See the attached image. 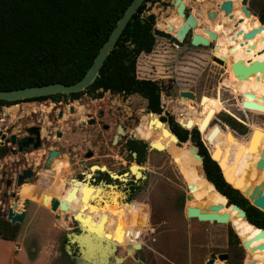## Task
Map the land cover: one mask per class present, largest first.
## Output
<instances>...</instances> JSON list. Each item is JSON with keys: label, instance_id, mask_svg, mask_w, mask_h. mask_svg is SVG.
Returning <instances> with one entry per match:
<instances>
[{"label": "rangeland", "instance_id": "1", "mask_svg": "<svg viewBox=\"0 0 264 264\" xmlns=\"http://www.w3.org/2000/svg\"><path fill=\"white\" fill-rule=\"evenodd\" d=\"M183 1L186 7L189 5L188 10L193 15L196 13L203 14L201 9L203 6H199L201 3L199 0ZM206 1L212 3L218 0ZM207 6L209 5L207 4ZM259 8H264V0L250 2L251 19L244 23L239 33L235 31L226 37L227 46L236 45L235 55L237 59L233 62H240L241 64L244 62L248 65L253 62L248 48L251 44H247L248 38L243 39L241 37V32L253 28L252 24L257 19ZM143 12L153 14V26L159 25L160 27H164L167 24V19L171 15H175L170 0L147 1ZM217 42L215 40V49ZM215 49L212 50V53L216 56ZM188 51H197L204 58L190 52L183 53L174 44L166 42L164 38L154 36L152 50L148 53L141 52L136 57L135 76L157 82L159 85V102L162 108L160 114H169L174 121L177 120L175 113L181 112L184 107L178 103L181 98L179 97L180 90H188L194 93L193 99L184 97V99L191 101L188 109H195L193 126L202 120L209 108L215 110L206 130L199 133V138L207 151L220 164L224 175L229 179L228 182L238 188L239 191H243L254 178V165L264 147V75L257 69L253 71L250 74L254 76L255 83H253L245 77L234 75L232 70L225 72L224 65L207 58V51L201 52L192 48H189ZM194 58L204 63L196 62ZM137 66H140V69H137ZM262 68L264 67L262 66ZM104 94L106 95L107 92ZM126 101H130L129 104L134 109L138 127L143 115L146 114L143 110L140 111L145 106V100L136 94H132ZM243 101L248 106H243ZM30 108L32 107L25 106L18 109V106L14 105L11 110L2 109L0 119L8 117L15 120L16 116L25 115L23 119L28 120V116L32 114L29 113ZM41 109L44 110L45 108L41 107ZM47 109H50L49 105H47ZM39 113L45 114L41 111L34 114L37 116ZM228 118L236 122L233 127ZM214 126H217V132L209 141L206 136ZM191 128H186V130L190 131ZM138 135L142 136L140 133ZM157 142H160L164 149L149 150L148 159L143 164L149 169L146 171L148 176L147 182H145L146 193L141 196L142 201L149 205L145 214H142L140 208L130 205L112 209H89L87 211L80 209L78 212L79 220H81L80 227L86 229L88 235L94 236L99 242L105 240L106 243L112 242L119 245L114 253L116 256H122L125 245L131 246L134 243V236H138L141 248H135L138 250L134 257L127 256L121 264H205L210 252L217 253L219 251L233 252L229 264H263L264 256L260 254L262 250L260 240L258 238L253 239L250 231L244 230L242 227L236 228L233 225L231 214L224 207L223 200L205 189V177L201 167L187 156L188 146L193 145L189 135L184 142H175L173 145L165 140ZM1 157L0 170L5 166ZM263 178L264 165L255 177L252 187ZM1 181L2 178L0 177V194L4 190ZM26 183L28 184V182H24L21 185ZM185 184L189 185L188 191ZM20 186L12 187L14 192H19L18 200L15 202L17 207L22 206L20 201L23 199L24 193H28H20ZM36 189V191L41 189L48 193H55L50 192L47 187H37ZM40 195V192H34L33 198L29 196L28 199L38 202ZM2 201L0 198V202ZM8 203L7 201L0 204L2 211L6 209L5 205ZM41 204L48 208V198H45ZM212 204H220V208L216 212L227 216L226 223L198 221L194 218H188L184 214V208L187 207L198 208L199 212H209L208 206ZM66 214L68 215V213ZM142 217L145 220L147 218V222L143 225L140 222ZM43 218L45 222L52 219L47 214H42ZM6 226H8V230L4 231L5 224L0 218V235H5L7 239H14L19 243L18 257L22 258L23 263L41 264L33 262L34 258L32 257L36 251L29 250L31 244L39 246L41 243L40 234L32 232L34 230L33 225L24 226L23 222L21 224H6ZM19 230L27 232L22 239L17 235ZM238 230L243 233L241 237L246 238V240L251 239L248 242L242 240L244 243L241 244L235 233ZM227 232L232 234L230 235L233 238L232 245L226 243ZM58 240L60 255L57 258L58 261L56 260L53 264H78L77 260H70L67 257L66 254L71 255V253L66 250L67 241L62 234L59 235ZM257 252L260 259L255 262ZM213 261V264H225L224 260H218L216 257ZM42 264L45 263L42 262Z\"/></svg>", "mask_w": 264, "mask_h": 264}, {"label": "flooded vegetation", "instance_id": "2", "mask_svg": "<svg viewBox=\"0 0 264 264\" xmlns=\"http://www.w3.org/2000/svg\"><path fill=\"white\" fill-rule=\"evenodd\" d=\"M199 1L201 2L199 6H203L201 8L203 14L196 13L193 15L191 13L196 20V26L192 29L195 33L207 36L203 31L205 28L217 34L212 28L214 24H225L230 27L236 24L233 29H235L234 32L237 31V26L242 17L233 16L235 6L232 0H229L231 18L223 16V9H220V3L223 0L212 3L206 0ZM252 1L255 2L256 0H246V8L249 11V4ZM240 6L241 0H238V10L244 15ZM188 7L189 5L187 7L184 5L185 16L190 13ZM205 10H209L214 21L211 22V19H208ZM221 17L227 18L228 21L224 22ZM229 20H231L230 23ZM155 27L167 31L166 25L164 27L156 25ZM168 32L174 35L171 31ZM190 32H187L180 46L175 45L180 51L187 53L190 52L188 51L189 48H192L201 52L207 51L209 60H212V57L218 58L212 53L215 46L213 39L207 38V45H191L189 42ZM190 53L204 58L197 51ZM194 61L204 63L195 58ZM104 92L107 94L105 95ZM132 94L142 97L137 93H112L102 89L94 91L84 89L75 96L54 94L0 104L2 109L6 111L11 110L14 105L18 106V109L25 106L32 107L29 109V113L32 114L28 116V120L23 119L25 115H18L15 120L8 117L0 119L2 121L0 123V156L5 163V166L0 170L1 184L4 188L0 194V198L3 200L0 204L8 201L9 203L5 205L7 208L18 200L12 187L17 186V177L21 175L24 182H33L38 188L47 187L50 192H55L53 194L39 189L31 193L32 187L29 185L31 189L27 190V183L20 186V193L28 192L24 193V196L28 194L32 197L34 192H40V200L38 201L40 206H43L41 202L44 197L48 198V205L50 199H54L57 202V212H54L56 213L55 218L69 223L71 225L69 232L74 234L82 233L81 220L78 216L80 209L87 211L89 209H112L130 205L140 208L142 214H145L149 205L142 201L141 196L146 193L145 182H147L148 177L146 171L149 169L143 164L148 159V151L155 149L150 147L147 141H157L151 134L146 138L144 137L146 134L143 127L146 125L144 115L137 127L135 121L137 116L129 104L130 101H126ZM47 105L50 106V109H47ZM41 107L45 109L43 110ZM142 110L146 114L156 115L171 132L168 122L162 119V117L166 118L171 115H161L162 108L158 113L151 112L147 110L145 101V106L140 111ZM37 111L45 112V114L39 113L36 116L34 113ZM19 118L21 120H16ZM174 122L186 129L185 126L178 123V120ZM192 127L196 128V126ZM138 133L142 136H139ZM176 139V143L181 142L177 137ZM51 153L53 154L50 155ZM133 166L136 167L135 171L132 170ZM185 188L188 191L186 184ZM25 199L30 202L28 198ZM22 201L23 199L20 202ZM58 202H64L69 207L64 216L59 215ZM184 209L186 216V208ZM0 211L2 212L1 208ZM0 218L5 224L4 231H7L8 226L6 224H11L3 216ZM188 218L196 219L195 217ZM146 220L144 217L140 218L141 224H145ZM236 235L240 239L242 238L239 234L236 233ZM250 235L254 236L253 234ZM64 239L66 240V236ZM101 242L103 243L101 249L107 251L105 253L110 251L111 256L109 259L101 261L100 264H121L127 256L134 257L137 250L141 248L140 244L138 249L133 247L129 249L126 244L122 251L123 255L116 256L114 253L119 245L114 244L111 247L105 241L102 240ZM226 243L232 245L228 232ZM240 243L243 244L244 241L241 239ZM108 245L109 248H107ZM66 247L72 256L78 253L79 248L76 244L72 243L69 246L66 244ZM210 253H213L218 260V255L225 254V264H229L233 257L231 251L228 253L222 251ZM115 258L120 259L116 260Z\"/></svg>", "mask_w": 264, "mask_h": 264}, {"label": "trees", "instance_id": "3", "mask_svg": "<svg viewBox=\"0 0 264 264\" xmlns=\"http://www.w3.org/2000/svg\"><path fill=\"white\" fill-rule=\"evenodd\" d=\"M147 1L150 0H143L132 14L133 20L126 23L115 41L118 46L108 52L97 76L85 89L137 93L145 99L147 110L158 113L161 111L159 85L154 80L135 76L136 57L141 52H150L154 45L151 33L154 17L151 13L143 12ZM232 1L236 8L238 0ZM129 2L130 0H0V90L47 83L70 84L78 80ZM233 16L242 17L237 30H241L244 23L251 19V15H242L238 7L233 10ZM257 18L252 25L253 28H260L253 37L247 39V44H251L248 48L253 61L260 62L264 67V8L258 9ZM223 21L228 20L223 18ZM177 25L171 33L174 34ZM234 27L222 25L217 39L215 54L223 60L225 72L231 70L232 62L237 59L236 45L227 46L226 38L234 32ZM242 64L248 66L244 62ZM250 74L252 72L244 77L255 83L254 76ZM77 94L78 92L70 95ZM7 103L0 100L2 105ZM154 117L157 116L150 113L144 115V137L151 134L154 140L164 139L173 145L176 141L169 134L163 135L161 132L164 125L156 127L153 121L148 126L149 120ZM162 119L168 122L171 132L179 141L184 142L189 135L192 144L196 146L201 157L205 189L218 195L223 202L221 195L231 200L244 210L246 220L257 228L245 221L235 209L228 207L226 209L232 216L233 225L236 228L242 227L253 235L259 234L258 228L264 229V211L251 205L238 188H233L225 181L220 164L218 163L219 167L218 161L212 155L213 159L211 158L196 128L187 131L174 122L172 116ZM228 119L233 127L236 122ZM188 148V158L200 166L188 152ZM235 233L243 235L239 230ZM228 235L233 241L231 232ZM256 238L260 240V254L264 256V234L253 237ZM241 239L246 241L244 237ZM259 257L257 252L255 262L259 261Z\"/></svg>", "mask_w": 264, "mask_h": 264}, {"label": "water", "instance_id": "4", "mask_svg": "<svg viewBox=\"0 0 264 264\" xmlns=\"http://www.w3.org/2000/svg\"><path fill=\"white\" fill-rule=\"evenodd\" d=\"M143 2V0H130L128 5L123 10L122 14L117 18L114 26L108 33L106 39L103 41L99 49L97 50L91 64L88 66L86 71L83 73V75L76 80L75 82H72L70 84H61V83H47V84H41V85H32V86H25L21 88H15V89H8V90H0V100L1 101H18L22 99H29L34 97H41V96H47V95H54V94H71V93H77L82 90H84L87 86H89L95 77L98 74V70L100 66L103 63V60L107 56L108 52L112 48H116L118 45L115 43L116 39L118 38L120 32L126 25L128 21H132V14L136 11L137 7ZM170 3L174 7V14L179 18V24L174 30V35L170 34L168 31L173 30V26L168 24L166 27L167 31H162L155 26L152 27L151 33L153 36H159L164 38L168 43L174 44L176 46L181 45V41L183 38L187 35L188 31L190 32V39L189 42L191 45H207L208 39L204 36H201L197 33H195L192 29L196 26V20L193 17L191 13H188L186 16L183 12L184 10V1L183 0H170ZM220 9H223V16H227L228 18H231L230 14V1L229 0H223L220 3ZM240 10L243 12L245 16L252 15L251 12L246 8V0H241V6ZM208 19H212L213 15L209 13V10H205ZM262 24V23H261ZM223 26L227 27L228 25L223 24ZM233 26H236V24H233ZM260 28V27H259ZM259 28H251L246 32H241V37L243 39H247L250 36L254 35ZM203 31L207 34V36L214 41L217 38V34L208 30L203 29ZM240 30H237L236 33H239ZM215 49V46L214 48ZM212 60L220 65H223V60L219 58L212 57ZM259 70L260 73L264 74V69L262 68V64L257 61H253L250 65L245 66L241 64L240 62H232L231 64V70L234 73V75H237L239 77H244L248 72H253L255 70ZM179 97L181 98H194V93L188 90H180ZM243 106H248L245 101L242 102ZM239 110L243 111L239 108ZM0 114H2V106L0 105ZM210 114V110H208L205 114V117H207ZM204 118V122L200 127H196L197 131L200 133V129L205 126L207 123V119ZM157 122L159 124L164 125L159 119H157ZM180 124V123H179ZM181 125V124H180ZM185 126L190 125V121L187 120L184 124ZM182 126V125H181ZM163 130L165 132H168L172 138H174L176 141V137L172 132L168 130V128L164 125ZM217 132V126H214L211 131L207 134V139L210 141L212 140L214 134ZM152 147L153 142L147 141ZM264 146V144H263ZM189 152L194 154L200 161L201 165V157L197 153V148L194 145L188 146ZM153 148V147H152ZM51 153L50 155H52ZM210 154V153H209ZM211 156V154H210ZM212 158V156H211ZM213 159V158H212ZM216 161V160H215ZM217 162V161H216ZM218 164V162H217ZM264 165V147L259 153V158L255 162L254 168L258 172L262 170ZM219 166V164H218ZM220 167V166H219ZM221 170V168H220ZM222 176L225 179L227 183L228 178L226 175H224L223 171L221 170ZM22 183H24V180H22V176L19 175L16 180V185L20 186ZM233 188L237 189L233 186V184L229 183ZM187 188H189V185L186 184ZM264 178L256 185H254L251 189L250 194L247 195L248 187L245 188L243 191H240V193L249 201L251 205L256 207L257 209L264 211ZM238 190V189H237ZM224 199V207L228 208L231 207L232 209H235L237 213L245 220L246 216L244 213V210H242L240 207H238L235 203H233L231 200L225 198L223 195H221ZM18 199V196H17ZM45 197L43 198V200ZM42 200V201H43ZM22 206H20V209L17 208L16 203H12L9 205L4 211H0V216H3L6 221H8L11 225L15 223H21L24 217V212L29 204V201L27 199H23L21 202ZM220 208V204H212L208 206V211L199 212L198 208L194 207H187L186 208V216L188 217H195L198 220L202 221H209V222H217V223H226L228 218L226 215L217 214V210ZM49 209L52 212H57V202L54 199H50L49 202ZM65 210H69V207L64 204V202H58V211L60 213H65ZM248 222V221H247ZM249 223V222H248ZM81 224V223H80ZM251 224V223H249ZM254 226L253 224H251ZM257 228L256 226H254ZM82 233L74 234L73 232H68L66 234V241L67 246L74 243L78 246L79 250L76 256H73L74 260H77L78 264H100L101 261L109 259L111 256L110 251L108 253H105L107 251H103L101 249V245L103 243L98 239H96L94 236L88 235V232L86 229H83ZM259 234H255L253 237H256V235H262L264 234V229L258 228ZM251 238L246 240L248 242ZM239 240H241L239 238ZM105 241V240H103ZM106 242V241H105ZM106 244H110L111 247H113L114 243L108 242ZM109 248V245L108 247ZM133 248H136V245L133 244ZM214 254L209 253L208 254V260L205 262V264H211L214 259ZM219 260H226L225 254L218 255ZM116 260H119L120 258H115Z\"/></svg>", "mask_w": 264, "mask_h": 264}, {"label": "crops", "instance_id": "5", "mask_svg": "<svg viewBox=\"0 0 264 264\" xmlns=\"http://www.w3.org/2000/svg\"><path fill=\"white\" fill-rule=\"evenodd\" d=\"M28 185L32 187L31 193L37 190L35 183L28 182ZM18 193L16 194L18 195ZM28 197L29 196H24L23 199ZM18 209H20V207ZM42 214L50 215L52 219L45 222L44 218L42 219ZM55 214L56 213L52 212L49 208L40 206L38 202H34L33 199H30L21 223L24 222V226L32 224L34 229L32 232L34 234H40L41 236V243H39V246L31 244L29 249L30 251H36L32 257L34 258L33 262L53 264L56 260L58 261L57 258H59L60 255L58 237L60 234L65 237L71 225L62 219L55 218ZM59 215L64 216L65 214L59 213ZM26 234V231L19 230L17 235L22 239ZM6 237L4 238L0 235V264H24L22 258L20 256L18 257L20 249L19 243L14 239H7ZM14 245H17L16 249ZM66 255H68L67 257L70 258V260L73 259L72 255Z\"/></svg>", "mask_w": 264, "mask_h": 264}, {"label": "bare ground", "instance_id": "6", "mask_svg": "<svg viewBox=\"0 0 264 264\" xmlns=\"http://www.w3.org/2000/svg\"><path fill=\"white\" fill-rule=\"evenodd\" d=\"M186 1V0H185ZM222 2V1H221ZM218 6V5H217ZM234 9H236L235 7H234ZM219 12H221V11H219ZM218 12V13H219ZM217 15V14H216ZM221 18H223V17H221ZM216 19H217V17H216ZM223 20V19H222ZM212 21H214V20H212L211 19V22ZM167 24H166V26L168 25V24H170V25H172L173 27L174 26H176L177 24H179V18L177 17V16H175V15H171V17H169L168 19H167ZM210 22V23H211ZM221 22V21H220ZM212 24V23H211ZM210 24V25H211ZM213 25V24H212ZM210 28V27H209ZM213 30H215L216 32H217V38H216V40L218 39V35H219V32H220V29H221V25H218V24H214L213 25ZM212 28H210V29H212ZM202 32V31H201ZM203 33V32H202ZM201 33V34H202ZM203 35H205V34H203ZM208 39H209V37H207ZM219 58V57H218ZM221 59V58H220ZM224 63V62H223ZM178 103L179 104H181V105H183L184 107H183V109H182V111L181 112H176L175 114H176V118H177V120H178V123H180V124H182L183 126H185L184 124L186 123V121L187 120H189L190 121V125L189 126H185L186 128H191L192 126H193V123H194V120H195V109H193V110H190V109H188L189 108V106H190V104H191V101L190 100H187V99H184V98H180L179 100H178ZM182 107V106H181ZM178 109V108H177ZM208 110H210V114L207 116V117H205V115L203 116V118H202V120L196 125V127H200L201 125H202V123L204 122V118H206L207 119V123L205 124V126L203 127V128H201L200 129V133H202V132H204L205 130H206V128H207V126H208V124H209V122H210V120L212 119V117H213V115H214V113H215V110L213 109V108H209ZM207 110V111H208ZM206 111V112H207ZM152 114V113H151ZM206 114V113H205ZM154 115V114H153ZM190 116V117H189ZM189 118V119H188ZM157 119H158V117H154V119H150L149 120V123H148V126H151L152 124H153V121L155 122V126L157 127V126H160V125H162V124H159L158 122H157ZM205 119V120H206ZM161 132H162V134L163 135H168L169 133L168 132H165L164 130H163V127L161 128ZM169 136H170V134H169ZM170 138L172 139V140H175L174 138H172L171 136H170ZM176 141V140H175ZM149 142H150V140H149ZM152 147H154V148H156V149H163V145L160 143V142H153V144H152ZM188 152H189V149H188ZM190 153V152H189ZM192 156H193V158H194V160L195 161H197V162H199L200 163V161H199V159L194 155V154H192V153H190ZM200 167H201V165H200ZM132 170L133 171H135L136 170V167L135 166H133L132 167ZM258 173H259V171L257 172L256 170H255V175H254V178H253V180L252 181H250V183H249V185H248V191L246 192L247 193V195L248 194H250V189H251V187H252V184H253V181L255 180V177H257V175H258ZM256 185V184H255ZM26 189L27 190H30L31 188H30V186L29 185H26ZM25 196H29L28 194L27 195H25ZM65 212H66V210H65ZM76 217H78V216H76ZM134 244L136 245V248H139V246H140V244H141V242H140V238L138 237V236H134ZM131 247H133V244H132V246H129V249H131ZM215 263H217L216 262V260H215Z\"/></svg>", "mask_w": 264, "mask_h": 264}, {"label": "built area", "instance_id": "7", "mask_svg": "<svg viewBox=\"0 0 264 264\" xmlns=\"http://www.w3.org/2000/svg\"><path fill=\"white\" fill-rule=\"evenodd\" d=\"M14 248H16V245H14Z\"/></svg>", "mask_w": 264, "mask_h": 264}]
</instances>
